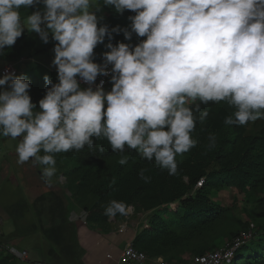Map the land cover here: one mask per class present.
I'll list each match as a JSON object with an SVG mask.
<instances>
[{"label":"clouds","instance_id":"1","mask_svg":"<svg viewBox=\"0 0 264 264\" xmlns=\"http://www.w3.org/2000/svg\"><path fill=\"white\" fill-rule=\"evenodd\" d=\"M104 8L134 15L127 26H110ZM25 31L55 42L57 82L43 76L48 87L33 103L30 81L5 70L0 136L17 140L18 164L43 166L45 183L57 175L56 154L92 150L101 137L112 151L135 150L177 175L176 157L195 147L191 134L210 102L235 109L225 125L264 119V0H0V55ZM119 35L128 43H113ZM100 45L106 50L97 63ZM98 77L109 78V91ZM207 139L214 148L215 134ZM139 175L150 182L144 170ZM133 211L111 200L105 215Z\"/></svg>","mask_w":264,"mask_h":264},{"label":"trees","instance_id":"2","mask_svg":"<svg viewBox=\"0 0 264 264\" xmlns=\"http://www.w3.org/2000/svg\"><path fill=\"white\" fill-rule=\"evenodd\" d=\"M103 10L104 22L110 26H127L130 23L127 16L134 15L126 12L120 16L110 8ZM27 14L21 10L22 18ZM114 41L128 43L123 35L116 36ZM132 42H137L135 36ZM100 47L94 50L95 61H101V53L106 50ZM40 52L42 49L36 47L35 39L25 32L0 56L15 61L25 53L29 59ZM27 79L31 83L32 101L36 103L48 86L43 78L30 75ZM204 107L209 116L198 122L191 134L197 141L195 147L176 157L178 174L174 176L155 166L154 161L144 160L135 150L112 151L102 137L94 138L92 150L85 146L79 152L55 155L58 175L64 177V184L54 180L45 183L36 165L28 162V166H23L24 195L6 209L15 232L12 237L3 234L0 243L5 245L10 238L18 241L30 233H38L49 247L47 261L37 264H84L85 250L78 243L75 224L69 221L70 203L84 213L88 230L105 236L112 230L110 219H125V216L105 215L109 201L117 200L131 205L133 216L144 215L147 227L141 225L137 230L131 241L134 249L150 259L160 256L168 261H181L178 257L181 251L199 256L222 247L239 231L250 229L248 223L235 219L230 209L213 199V192L234 189L249 204L250 217L258 218L259 222L254 239L239 250V256V251L235 254L233 264H264V119L245 126H229L224 124V119L235 111L233 107L223 101L210 102L202 110ZM209 134L217 138L214 148L208 147ZM121 156L128 157L127 164H119ZM141 170L150 177V182L140 178ZM28 213L33 216V222L21 228ZM15 239L10 243L12 247L17 245ZM0 264L23 263L1 249Z\"/></svg>","mask_w":264,"mask_h":264},{"label":"rangeland","instance_id":"3","mask_svg":"<svg viewBox=\"0 0 264 264\" xmlns=\"http://www.w3.org/2000/svg\"><path fill=\"white\" fill-rule=\"evenodd\" d=\"M100 14H102L106 18L104 10ZM25 18L26 17L22 18V22L25 21ZM25 27L27 28L26 22ZM25 32L30 38L35 39L36 47L42 49V52L34 54L32 58H29L28 61L25 62H17V60L13 62L8 58L0 56V69L4 63L11 62V64H13V68L18 72V76L24 75L26 78H28L30 75H34L43 78V76L48 75L53 82L56 81V70L51 63L55 55L53 51L55 42L50 40L48 44H44L39 40L37 34L28 33L27 31ZM113 43H115V41H113ZM100 46L98 47L104 50L103 45ZM23 56L26 57L27 53H25ZM16 144L17 140L0 136V227L4 235L8 237H12L13 233L15 232V226L7 213V205L19 201V199L23 197L25 191L24 183L22 181L24 174L23 166L28 164L25 163L21 165L17 163V155L15 152ZM36 169H38L39 172H42V169L39 165H36ZM52 180L57 181L59 184H64L65 182L64 177L58 175V170L57 175L53 177ZM66 195L69 197L68 193H66ZM212 196L217 204L230 209L235 219L241 220L244 223H248V227L252 229L254 233H257L256 223L259 222V219H253L247 213L250 206L245 202L246 200L244 196L238 194L234 189L224 190L219 193L213 192ZM70 204L72 208L69 221L73 222L74 224L78 223V228L80 231V242L86 250L84 254L85 256L87 255L84 258L86 263L116 264L118 261L119 253L115 255V253L112 251L114 250L113 248L105 247L104 242H101L100 239L89 233V231L85 229V225L81 221V219L84 217L83 212L72 205V202ZM33 219L34 218L31 213H28L21 228H24L31 224L33 222ZM141 220H143L142 216L138 214L133 217L128 215L122 221L114 220L115 222H111L110 227H112V230L109 234H114L115 236L110 237V241L117 238L118 240L116 242V246L119 250L126 244L131 243L129 241V238H127L130 235V227H132L131 224H133L135 227V224L137 222H140ZM235 228L236 227L234 226L233 229ZM120 229H122L121 232H119ZM241 232H243V230L239 231L238 233ZM25 235L26 234H24V236ZM10 239L11 240L8 242V244L13 243L15 238ZM5 241H7V239ZM15 242H17L16 247H12L10 251H12L13 253H18L23 250L27 251L28 258L23 264H37L47 261L46 251L49 245L41 239V236L38 233H30L29 235H26L24 238H21L18 241L15 239ZM225 242L226 239L222 242V244H224ZM240 252L241 251L237 253V256H239ZM106 253L112 256V261L105 260ZM84 255L82 256V258L84 257ZM190 256L191 255L189 254V252L181 251L178 253L179 259L182 260L189 258ZM117 264L124 263L123 261H119ZM229 264H233V261L229 262Z\"/></svg>","mask_w":264,"mask_h":264},{"label":"built area","instance_id":"4","mask_svg":"<svg viewBox=\"0 0 264 264\" xmlns=\"http://www.w3.org/2000/svg\"><path fill=\"white\" fill-rule=\"evenodd\" d=\"M28 61L27 58H19L17 59V62H25ZM97 63H100L101 61H95ZM5 70L14 72L16 75H18V72L16 69L13 68V64L6 65L0 69V76H2L5 73ZM103 79L105 81L104 88L106 91H109L111 89V84L108 82V77H98L97 82ZM88 85L81 82V87H87ZM199 186V183H198ZM133 213V212H132ZM130 213L129 215H131ZM84 214V213H83ZM84 217L81 219L82 223L84 224ZM144 227H147V225H144ZM122 229L119 230L121 232ZM3 232L0 227V237L3 236ZM254 239V232L252 229H249L247 231H243L236 236H234L229 242H227L224 246L212 250L207 251L203 253L202 255L195 256V257H189L186 259H183L181 261H168L163 257H154V258H148L144 253L137 251L133 248L131 243L126 244L123 248L119 250V256L118 261H123L124 264H229V262L233 261L235 254L245 245L249 244ZM12 246L10 244H2L0 243V250H5L7 253H9L15 261L18 263H24L26 262V259L28 258L27 251H20L18 253H13L10 251ZM116 263V264H117Z\"/></svg>","mask_w":264,"mask_h":264},{"label":"crops","instance_id":"5","mask_svg":"<svg viewBox=\"0 0 264 264\" xmlns=\"http://www.w3.org/2000/svg\"><path fill=\"white\" fill-rule=\"evenodd\" d=\"M13 62H14V61H13ZM10 63H11V62L4 63V64L2 65V67L6 66V65H9ZM2 67H1V68H2ZM140 215L142 216V219H143V220H141L140 222H137V223L135 224V227H134L133 224H131L132 227H130V235H129V237L126 236L127 238H129V241H130V242L132 241V239H133V237L135 236V234H136L137 230L139 229V227H140L141 225H143V227H144V221H145V218L143 217L144 215H142V214H140ZM110 220H111V222H115L113 219H110ZM75 226H76V231H77V240H78V243H79L80 247H82V248L84 249L82 243L80 242V231H79V228H78V223H76ZM85 229H86L87 231H89V233H91L92 235H94V236H96L98 239H100L101 242H104V243H105V244H104L105 247L113 248L114 250H112V251L115 253V255H116L117 253H119V249H118L117 246H116V242H117L118 239L116 238L115 240H111V241H110V237H114V236H115L114 234H108V235L103 236V235H99V234L95 233L94 231H90V230H88V229L86 228V226H85ZM99 244H100V243H99ZM84 250H85V249H84ZM85 251H86V250H85ZM86 256H87V255H86ZM86 256L84 255V257L82 258V261H83L84 264H88V263H86V261L84 260V258H85ZM105 260L112 261L113 258H112V256H111L110 254L106 253V254H105ZM115 262H116V261H115Z\"/></svg>","mask_w":264,"mask_h":264},{"label":"water","instance_id":"6","mask_svg":"<svg viewBox=\"0 0 264 264\" xmlns=\"http://www.w3.org/2000/svg\"><path fill=\"white\" fill-rule=\"evenodd\" d=\"M39 175L41 176V172H39Z\"/></svg>","mask_w":264,"mask_h":264}]
</instances>
